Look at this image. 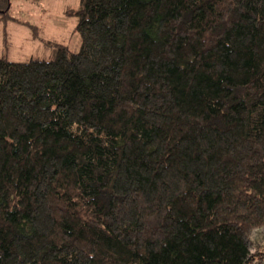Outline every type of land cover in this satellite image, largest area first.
<instances>
[{"label": "trees", "instance_id": "obj_1", "mask_svg": "<svg viewBox=\"0 0 264 264\" xmlns=\"http://www.w3.org/2000/svg\"><path fill=\"white\" fill-rule=\"evenodd\" d=\"M75 16L77 53L0 58V264H264V0Z\"/></svg>", "mask_w": 264, "mask_h": 264}, {"label": "rangeland", "instance_id": "obj_2", "mask_svg": "<svg viewBox=\"0 0 264 264\" xmlns=\"http://www.w3.org/2000/svg\"><path fill=\"white\" fill-rule=\"evenodd\" d=\"M79 5L80 0H10L7 18L0 19V58L13 63L50 61L55 45L77 53L81 45L75 16ZM250 239L264 252V229L253 231Z\"/></svg>", "mask_w": 264, "mask_h": 264}]
</instances>
